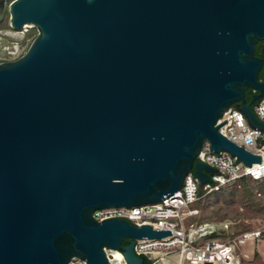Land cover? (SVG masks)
Wrapping results in <instances>:
<instances>
[{
  "label": "water",
  "instance_id": "water-1",
  "mask_svg": "<svg viewBox=\"0 0 264 264\" xmlns=\"http://www.w3.org/2000/svg\"><path fill=\"white\" fill-rule=\"evenodd\" d=\"M10 17L38 34L0 63V264H109L105 247L144 264L123 243L173 233L96 211L209 184L206 144L262 164L218 122L240 105L264 132V0H16Z\"/></svg>",
  "mask_w": 264,
  "mask_h": 264
},
{
  "label": "built area",
  "instance_id": "built-area-1",
  "mask_svg": "<svg viewBox=\"0 0 264 264\" xmlns=\"http://www.w3.org/2000/svg\"><path fill=\"white\" fill-rule=\"evenodd\" d=\"M32 28L33 25H25L21 32L13 28V31L5 32V36L17 41L2 47L0 63L17 60L28 51L30 45L23 41ZM252 109L258 120L264 123V98L253 103ZM218 124L223 125L219 130L222 135L260 156L262 164L249 167L227 152H213L206 144L197 160L217 170L210 174L209 184L201 186L192 172L185 178L181 191L162 202L94 213L95 220L100 223L124 219L136 227L150 226L154 231L173 233L164 239H129L123 243L124 248L135 242L134 252L144 264H258L255 258L257 251L260 252L259 244H264V228L235 234L233 223L228 220L217 224L200 219L201 210L197 204L204 196L232 188L243 180L264 182V132L249 124L240 105L228 109ZM104 252L109 264H129L123 249L105 247ZM68 264L88 262L74 257Z\"/></svg>",
  "mask_w": 264,
  "mask_h": 264
},
{
  "label": "rangeland",
  "instance_id": "rangeland-1",
  "mask_svg": "<svg viewBox=\"0 0 264 264\" xmlns=\"http://www.w3.org/2000/svg\"><path fill=\"white\" fill-rule=\"evenodd\" d=\"M13 31L11 17L7 16L0 25V53L5 44L17 41L5 36V32ZM37 31L25 36L24 44L31 45ZM201 210V221L221 223L226 220L233 223L235 234L248 230L264 228V182L243 180L232 188L219 193L204 196L197 204ZM260 252H264V244H259ZM257 251L255 262L264 264V256Z\"/></svg>",
  "mask_w": 264,
  "mask_h": 264
},
{
  "label": "flooded vegetation",
  "instance_id": "flooded-vegetation-1",
  "mask_svg": "<svg viewBox=\"0 0 264 264\" xmlns=\"http://www.w3.org/2000/svg\"><path fill=\"white\" fill-rule=\"evenodd\" d=\"M16 0H0V25L4 22L7 16H10V6ZM31 31H37L36 28L30 29ZM257 56L264 59V42L257 45ZM248 93V92H247Z\"/></svg>",
  "mask_w": 264,
  "mask_h": 264
},
{
  "label": "trees",
  "instance_id": "trees-1",
  "mask_svg": "<svg viewBox=\"0 0 264 264\" xmlns=\"http://www.w3.org/2000/svg\"><path fill=\"white\" fill-rule=\"evenodd\" d=\"M247 100L250 103L252 101V95H251V91L249 90L247 93Z\"/></svg>",
  "mask_w": 264,
  "mask_h": 264
},
{
  "label": "bare ground",
  "instance_id": "bare-ground-1",
  "mask_svg": "<svg viewBox=\"0 0 264 264\" xmlns=\"http://www.w3.org/2000/svg\"><path fill=\"white\" fill-rule=\"evenodd\" d=\"M264 256V252L261 253Z\"/></svg>",
  "mask_w": 264,
  "mask_h": 264
}]
</instances>
